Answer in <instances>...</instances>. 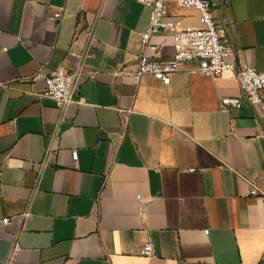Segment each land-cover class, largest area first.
Wrapping results in <instances>:
<instances>
[{
    "label": "crops",
    "instance_id": "1",
    "mask_svg": "<svg viewBox=\"0 0 264 264\" xmlns=\"http://www.w3.org/2000/svg\"><path fill=\"white\" fill-rule=\"evenodd\" d=\"M213 1L228 60L264 72V0ZM149 21L136 0H0V264H264V103L226 110L232 71L133 76ZM174 52L168 34L147 49ZM42 65L84 72L63 115L35 94Z\"/></svg>",
    "mask_w": 264,
    "mask_h": 264
},
{
    "label": "built area",
    "instance_id": "2",
    "mask_svg": "<svg viewBox=\"0 0 264 264\" xmlns=\"http://www.w3.org/2000/svg\"><path fill=\"white\" fill-rule=\"evenodd\" d=\"M150 8V21L145 31L140 33L142 53L138 59V69L133 76L139 78L144 74H151L163 82H168L173 73L179 71L186 64H195L193 72H200L211 75L215 78L225 72L232 71L238 78L240 95L224 96L221 99L222 106L226 110L232 108L241 109L245 103L252 106H260L264 103V72L249 64H240L228 60L232 51L227 41L225 33L219 28L215 16L213 0H136ZM175 4L177 8H193L199 12L200 26H182L180 19L172 13L171 6ZM61 12H56L54 18L59 19ZM93 31L90 30V35ZM168 34L172 37L174 54L164 59L156 60L147 54V49L152 46V39L156 35ZM84 74L81 68L68 70L59 67L54 70H47L42 65L33 76L32 81L45 80V89L36 92L38 97H47L55 102L56 108L65 114L71 104L75 102V93L80 77ZM4 85V84H0ZM124 124L128 122V110H121ZM60 138V131L56 130L52 134V140ZM51 152L49 146L46 156ZM74 160L78 159V151L73 150ZM45 165V160L37 164V171L40 174ZM252 194L263 195L264 192L252 182ZM140 201H144L138 196ZM30 212H25L21 218L29 216ZM10 217L2 219L4 224L10 222ZM209 233V230H206ZM19 234L13 235L12 256L19 249ZM140 254L153 258L156 256L155 247L151 238L146 241Z\"/></svg>",
    "mask_w": 264,
    "mask_h": 264
}]
</instances>
